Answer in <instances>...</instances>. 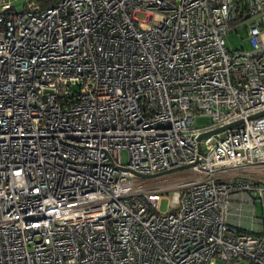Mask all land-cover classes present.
<instances>
[{
  "label": "built area",
  "instance_id": "built-area-1",
  "mask_svg": "<svg viewBox=\"0 0 264 264\" xmlns=\"http://www.w3.org/2000/svg\"><path fill=\"white\" fill-rule=\"evenodd\" d=\"M0 264H264V0H0Z\"/></svg>",
  "mask_w": 264,
  "mask_h": 264
},
{
  "label": "rangeland",
  "instance_id": "rangeland-1",
  "mask_svg": "<svg viewBox=\"0 0 264 264\" xmlns=\"http://www.w3.org/2000/svg\"><path fill=\"white\" fill-rule=\"evenodd\" d=\"M28 0H10L11 4L14 6L15 10H21L24 7V3ZM137 17L142 19L143 14H137ZM226 45L230 50H247L250 48V44L246 37L245 30L243 28L238 29L237 32L229 31L224 35ZM209 121V116L206 115H196L194 118V125L196 128H201L205 126ZM121 158L123 162H126V151L121 153ZM196 175L192 173L188 168L175 170L168 172L164 175L153 177V178H142L146 183L153 185H161L164 187H173L181 182L195 178ZM172 191H167L165 195H170ZM255 196V195H254ZM256 197V196H255ZM239 209L231 207L229 212L241 221L243 224H232L239 227L242 231L255 232L257 233L260 229L258 220L260 218L261 206L260 202L257 200L255 203H238ZM159 209L164 212L168 209V199L164 198L160 201ZM240 223V222H239Z\"/></svg>",
  "mask_w": 264,
  "mask_h": 264
},
{
  "label": "trees",
  "instance_id": "trees-1",
  "mask_svg": "<svg viewBox=\"0 0 264 264\" xmlns=\"http://www.w3.org/2000/svg\"><path fill=\"white\" fill-rule=\"evenodd\" d=\"M37 10H44L55 5L59 0H32Z\"/></svg>",
  "mask_w": 264,
  "mask_h": 264
},
{
  "label": "crops",
  "instance_id": "crops-1",
  "mask_svg": "<svg viewBox=\"0 0 264 264\" xmlns=\"http://www.w3.org/2000/svg\"><path fill=\"white\" fill-rule=\"evenodd\" d=\"M241 196H243V197H246V194L245 193H242L241 194ZM226 219L229 221V222H231L232 224H243L241 221H239V220H237V218H235V216L234 215H232L230 212H228L227 214H226ZM240 222V223H239Z\"/></svg>",
  "mask_w": 264,
  "mask_h": 264
},
{
  "label": "water",
  "instance_id": "water-1",
  "mask_svg": "<svg viewBox=\"0 0 264 264\" xmlns=\"http://www.w3.org/2000/svg\"><path fill=\"white\" fill-rule=\"evenodd\" d=\"M219 130H222V128H220ZM209 135H210V133H202V134H200V135L198 136V141H200V140L203 139V138L208 137ZM184 168H186V167H181L180 169H184Z\"/></svg>",
  "mask_w": 264,
  "mask_h": 264
}]
</instances>
